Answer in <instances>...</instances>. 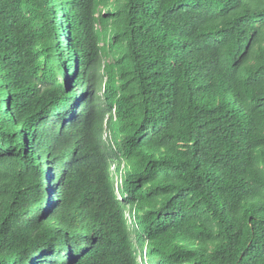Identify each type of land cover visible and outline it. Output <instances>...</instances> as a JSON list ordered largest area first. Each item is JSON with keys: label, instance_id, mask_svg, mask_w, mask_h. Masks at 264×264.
Returning a JSON list of instances; mask_svg holds the SVG:
<instances>
[{"label": "trees", "instance_id": "trees-1", "mask_svg": "<svg viewBox=\"0 0 264 264\" xmlns=\"http://www.w3.org/2000/svg\"><path fill=\"white\" fill-rule=\"evenodd\" d=\"M149 263L264 264V0H0V264Z\"/></svg>", "mask_w": 264, "mask_h": 264}, {"label": "rangeland", "instance_id": "rangeland-1", "mask_svg": "<svg viewBox=\"0 0 264 264\" xmlns=\"http://www.w3.org/2000/svg\"><path fill=\"white\" fill-rule=\"evenodd\" d=\"M113 172L115 173V167H113ZM118 184L119 185H121L122 184V178L119 176L118 177ZM118 193V196H119V199L120 200H122V199H124V197L119 193V192H117ZM127 217H128V219H129V222L131 223V219H130V215H129V212H127ZM145 254V253H144ZM145 260H146V258H145ZM139 261L141 262V257H140V255H139ZM150 264V263H149Z\"/></svg>", "mask_w": 264, "mask_h": 264}]
</instances>
